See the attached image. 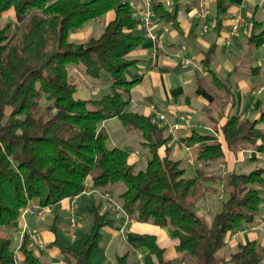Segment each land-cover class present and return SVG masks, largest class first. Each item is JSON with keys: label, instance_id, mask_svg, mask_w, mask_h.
I'll use <instances>...</instances> for the list:
<instances>
[{"label": "trees", "instance_id": "obj_1", "mask_svg": "<svg viewBox=\"0 0 264 264\" xmlns=\"http://www.w3.org/2000/svg\"><path fill=\"white\" fill-rule=\"evenodd\" d=\"M182 1L172 0L169 8L164 0H153L156 19L177 26ZM228 9L225 0H217L218 16ZM11 10L18 26L9 22L0 27V228L16 223L21 212L35 204L45 209L79 197L91 180L97 190L121 186L120 204L137 221L170 226L177 251L191 264H261L264 255L255 242L240 245L229 260L220 253L229 233L253 223L260 214L264 170L228 174L222 181V206L208 221L197 212V204L209 178L201 170L188 176L182 162L169 156L165 129L151 115L129 111L126 97L140 81L127 76L138 66L130 55L143 45L144 38L135 34L142 22L128 0H0V21ZM110 11L115 12V19L99 38L70 41L73 32ZM250 43L263 46L264 30L252 35ZM214 54L213 47L206 53L204 66L215 74L211 68ZM71 66L82 67L87 77L97 80L107 72L111 93L98 100L75 98ZM197 91L214 100L202 83ZM43 98L51 102L46 108ZM115 118L128 131L141 133L150 155L145 170L136 171L129 151L108 148L103 124ZM259 123H264V110L258 121L232 116L214 128L217 135L195 131L182 142L187 147L199 145V161L209 165L224 159L226 149L264 154V130ZM89 211L93 227L83 247L59 246L71 264H93L103 231L116 222L98 206ZM145 245L157 264H171L154 236H147ZM21 252L22 264H46L27 238ZM0 264H17L13 241L1 232ZM117 264H129L128 256L119 257Z\"/></svg>", "mask_w": 264, "mask_h": 264}, {"label": "crops", "instance_id": "obj_2", "mask_svg": "<svg viewBox=\"0 0 264 264\" xmlns=\"http://www.w3.org/2000/svg\"><path fill=\"white\" fill-rule=\"evenodd\" d=\"M225 1L229 9L218 16L217 0H209V16L203 20L197 15L199 0H183L177 26L157 20L155 28L157 41L149 36L142 24L136 29L135 34L143 37L144 43L130 55L132 60L138 61V66L130 69L127 76L130 80L140 79V81L128 97L129 109L134 108L135 113L146 116L151 114V110L157 109L169 114L172 120H176L177 115L186 114L191 120L201 123L206 128V130L198 131L200 134L213 136L217 135L214 128L221 127L232 116L241 120H260L264 110V45L256 47L250 43V39L252 35H259L264 30V7L261 0ZM128 2L134 12L146 7V0H128ZM238 17L243 18L246 24L235 37L232 46L228 48L226 38ZM5 19H10V23H13L17 20L16 13L13 10L7 12L2 20ZM114 19L115 12L110 11L73 32L70 41L82 43L91 38H99ZM206 24L209 26L207 32L204 31ZM213 47L215 54L211 68L215 74L207 71L204 66L206 53ZM186 60H191L192 64L186 65ZM133 69L136 70L133 71ZM73 76L86 81L83 70H73ZM216 79L220 80L216 81ZM200 83L213 94L212 102L198 93ZM258 127L264 130V123H259ZM191 135L185 132L170 134L165 131V136L170 138L167 144L170 158L181 161L182 164L186 163L189 169L192 168L186 170L188 176H194L201 170L209 178L204 183L205 195L197 204V212L206 217L216 210L217 198L220 199L216 190H220L223 179L232 172L248 174L257 169L264 170V154L252 149L236 151L226 149L224 159L211 165L205 164L198 158L199 145L187 147L182 142L183 138ZM164 150L165 148L162 152ZM148 154H130V162L138 167V171L146 169L150 159ZM141 164L145 167H141ZM212 170L217 172L211 174ZM89 181L91 183V180ZM98 192L112 193L120 202L119 196L123 188L109 186ZM98 192L65 199L56 206L46 208L42 217L27 215L7 227L6 237L12 239L13 246L16 245L13 249L17 264H22L24 259L21 252L24 231H38L42 234L46 244L45 250H33L43 262L71 264L59 247L60 244L65 247L71 246L61 243L60 238H71L73 243L78 242L75 234L83 227L82 223L85 220L81 208L78 207L83 196H87L86 208L89 213L90 207L95 205L101 212H110L111 218L116 220L112 228H106L103 231L104 239L92 258L93 264H117L118 258L125 255L128 256L129 264H157V258L145 245L147 236L156 238L158 245L165 249V259L171 264H191L177 251V243L170 226L161 228L152 222H139L134 218L127 226H124L125 217L107 204ZM72 204H75L82 218L73 235L70 234L69 229V211ZM34 207L38 206L35 204ZM263 221L264 205L253 223L244 225L241 230L227 235L226 245L220 253L221 257L229 260L231 255L239 250L240 245L252 242L257 243L264 255ZM59 227H61V237ZM92 227L93 223L91 229Z\"/></svg>", "mask_w": 264, "mask_h": 264}, {"label": "built area", "instance_id": "obj_3", "mask_svg": "<svg viewBox=\"0 0 264 264\" xmlns=\"http://www.w3.org/2000/svg\"><path fill=\"white\" fill-rule=\"evenodd\" d=\"M167 7L172 6V0H164ZM261 3L264 7V0H261ZM209 0H199V6L197 10V15L203 19L206 20L209 16V8H208ZM135 16L138 17L141 22L142 26L147 30L149 36L154 40H158V36L155 33V28L157 26V19L155 15V11L153 9V0H146V7L144 9H137L135 12ZM245 20L241 17H238L236 19V22L233 24L228 37L226 38V46L229 48L232 46L233 41L236 36L241 31V28L245 26ZM209 30V26L206 24L204 26V31L207 32ZM186 65L192 64L191 60L185 61ZM153 118V121L156 122L160 127L164 128L165 131H167L170 134H175L178 132H185L186 134H192L195 131H202L206 130V128L201 124L197 123L193 120H191L186 114H180L177 115L175 118L176 120H172L169 114L161 112L157 109L151 110L150 114ZM86 190L83 194L86 195H92L93 193L98 192L97 189H94L92 186V183L88 180L86 185ZM221 195L220 199L224 198V185L222 184L220 187ZM263 205H264V186H263ZM101 197L104 199V201L109 204L116 212L121 213L126 221L124 226H127L132 219V216H130L122 207L120 202H118L114 195L109 192L100 193L98 192ZM45 209H41L39 207H28L27 209L23 210L21 212L20 218H24L27 215H34L38 217H42ZM70 217H69V229L70 234L73 235L75 231L77 230L79 226V222L82 219L81 216L77 212V207L75 204H72L70 208ZM264 225V221H263ZM23 239L27 238L29 241V245L32 249H38V250H45L46 244L44 241V238L42 234L38 231H24L23 232ZM264 263V260L261 264Z\"/></svg>", "mask_w": 264, "mask_h": 264}, {"label": "rangeland", "instance_id": "obj_4", "mask_svg": "<svg viewBox=\"0 0 264 264\" xmlns=\"http://www.w3.org/2000/svg\"><path fill=\"white\" fill-rule=\"evenodd\" d=\"M89 1L90 0H83V2H89ZM7 21L11 22L10 19H5V20L0 21V27H4L7 24L6 23ZM13 25H14V27H17L18 26V20H15L13 22ZM78 69L83 70L82 67H75V66L70 67V72H72L71 82L77 86V92L75 94V98L82 99V100H98V99H101L103 96L111 93V87L109 85L110 84V75L107 72H103V74L101 75V78L98 80L92 79V78L87 77L85 75L86 81H82L80 78L78 79L75 76H73V70H78ZM135 70L136 69H133V71H135ZM126 98L129 99L128 97H126ZM50 104H51L50 101H48L46 98H43L42 105L45 108L48 107ZM133 109L130 108L129 111H131V112L136 111ZM137 111H139V110H137ZM103 127L109 135V139H108V143H107L108 148L113 149L114 147H116V148L125 147L124 149L129 150L131 155H134L135 153L141 154V155H146L147 153H149L148 152L149 150L146 147H144L142 144L143 141H142L141 133L139 131H128L127 129H125L123 127V125L119 119L116 118L112 121H109ZM112 145H114V146H112ZM142 165L143 164H141V167H145ZM182 167L185 168L186 170L192 169V168L189 169L186 163H183ZM137 169H138V167H136V171H138ZM216 172L214 170H212L211 174H214ZM216 176L218 177V175H216ZM216 183H217V185H219L218 182H216ZM222 184H223V182H222ZM220 185H221V183H220ZM216 192H217V196L221 195V190H216ZM218 198L216 201V206H217L215 208L216 210H214L210 214V216H206V219L208 221H212L213 215H215V213H217V211L222 206L224 198L221 200ZM86 204H87V196H83L78 203V207L81 208L83 215L85 217V220L82 223L83 227L80 228L79 231H77V233L75 234L78 242L73 243L71 238L67 239V238L61 237V227H59V234L61 237L60 238L61 243H63L66 246H71L77 250H80L82 248V246L84 245V243L87 239V235L90 233L91 224L93 223V217L88 212V210L86 208ZM6 231H7V227H1L0 228L1 234H3V235L5 234V236H6ZM13 247L15 248L16 245H14Z\"/></svg>", "mask_w": 264, "mask_h": 264}]
</instances>
